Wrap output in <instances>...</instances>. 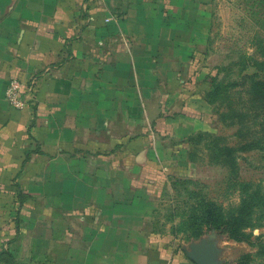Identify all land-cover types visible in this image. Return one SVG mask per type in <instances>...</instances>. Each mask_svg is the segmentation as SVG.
I'll return each instance as SVG.
<instances>
[{
    "label": "crops",
    "instance_id": "1",
    "mask_svg": "<svg viewBox=\"0 0 264 264\" xmlns=\"http://www.w3.org/2000/svg\"><path fill=\"white\" fill-rule=\"evenodd\" d=\"M159 2L0 0V264H173L145 180L214 109L209 28ZM14 79L36 85L24 110Z\"/></svg>",
    "mask_w": 264,
    "mask_h": 264
},
{
    "label": "rangeland",
    "instance_id": "2",
    "mask_svg": "<svg viewBox=\"0 0 264 264\" xmlns=\"http://www.w3.org/2000/svg\"><path fill=\"white\" fill-rule=\"evenodd\" d=\"M180 1L189 12L193 11V21L209 28L210 53L205 54L203 49L205 56H200L196 67L203 74L202 82L211 89L213 79L242 83L243 75L255 72L254 61H264L260 57L261 41H264V0ZM259 75L264 81V71ZM242 89L246 87L235 88ZM226 108L221 103L213 105L211 134L224 137L234 147L239 142L236 137L239 125H229L230 120L227 124L220 121V112L227 111ZM193 139L189 138L188 145L184 143L179 154L166 159L163 169L159 167L145 180L152 188V229L158 232L150 233L154 246L165 251V260L173 264H195L187 257L186 250L192 244L203 242L216 244L219 264H236L245 256L249 264H264V221L262 227L247 230L249 238L241 242L201 225L208 203L225 209L238 206L247 185L264 192V152L239 153L233 173L228 167L212 163L203 142L196 144ZM196 233L200 235L195 237Z\"/></svg>",
    "mask_w": 264,
    "mask_h": 264
},
{
    "label": "trees",
    "instance_id": "3",
    "mask_svg": "<svg viewBox=\"0 0 264 264\" xmlns=\"http://www.w3.org/2000/svg\"><path fill=\"white\" fill-rule=\"evenodd\" d=\"M264 29V28H263ZM260 57L264 59V41H261ZM254 61V60H253ZM253 74L243 75L242 83L232 80L228 82L212 80V88L206 94L210 105L221 103L227 106V111L220 112L219 119L223 123L230 120L229 125H239L236 137L238 143L232 147L224 137L214 136L208 132H199L190 139L202 143L209 152L210 161L217 165L228 167L235 172L238 164L239 153L252 151L264 152V81L260 80L259 73L264 71V61L255 60ZM246 69L244 67L242 70ZM237 86L246 87L245 90H235ZM232 100H238L233 102ZM229 101L231 106H228ZM247 185L245 195L238 206L229 209L214 203L207 204L203 222L208 228L221 235L237 241H247V230L262 227L264 221V192L253 189ZM199 232V231H198ZM200 233H196L198 237ZM10 254H5L6 264L9 263ZM236 264H249L245 256Z\"/></svg>",
    "mask_w": 264,
    "mask_h": 264
},
{
    "label": "built area",
    "instance_id": "4",
    "mask_svg": "<svg viewBox=\"0 0 264 264\" xmlns=\"http://www.w3.org/2000/svg\"><path fill=\"white\" fill-rule=\"evenodd\" d=\"M35 89V82L31 79L27 81L18 79L10 81L6 91L8 104L16 110L28 108L30 102L35 99Z\"/></svg>",
    "mask_w": 264,
    "mask_h": 264
},
{
    "label": "water",
    "instance_id": "5",
    "mask_svg": "<svg viewBox=\"0 0 264 264\" xmlns=\"http://www.w3.org/2000/svg\"><path fill=\"white\" fill-rule=\"evenodd\" d=\"M219 249L216 244L203 242L201 244H192L189 250H186L187 257L195 264H219L217 260Z\"/></svg>",
    "mask_w": 264,
    "mask_h": 264
}]
</instances>
